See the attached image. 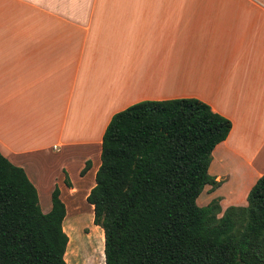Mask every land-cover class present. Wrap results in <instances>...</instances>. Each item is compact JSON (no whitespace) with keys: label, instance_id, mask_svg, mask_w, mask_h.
I'll return each instance as SVG.
<instances>
[{"label":"crops","instance_id":"crops-1","mask_svg":"<svg viewBox=\"0 0 264 264\" xmlns=\"http://www.w3.org/2000/svg\"><path fill=\"white\" fill-rule=\"evenodd\" d=\"M187 97L232 122L209 168L219 185L198 204L246 206L264 175V0H0V151L45 213L60 188L65 231L79 200L94 218L113 115Z\"/></svg>","mask_w":264,"mask_h":264},{"label":"trees","instance_id":"trees-1","mask_svg":"<svg viewBox=\"0 0 264 264\" xmlns=\"http://www.w3.org/2000/svg\"><path fill=\"white\" fill-rule=\"evenodd\" d=\"M231 129L194 97L143 100L115 113L87 197L105 243L88 252V264H264V175L246 206L219 216L218 198L198 204L206 185H219L209 168ZM66 214L58 186L45 213L24 168L0 151V264H70Z\"/></svg>","mask_w":264,"mask_h":264},{"label":"rangeland","instance_id":"rangeland-1","mask_svg":"<svg viewBox=\"0 0 264 264\" xmlns=\"http://www.w3.org/2000/svg\"><path fill=\"white\" fill-rule=\"evenodd\" d=\"M70 209L65 224L69 236L67 256L70 264H88V252L98 253L103 249L105 233L101 226L95 224L92 211L85 202L79 200Z\"/></svg>","mask_w":264,"mask_h":264}]
</instances>
